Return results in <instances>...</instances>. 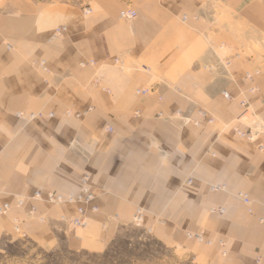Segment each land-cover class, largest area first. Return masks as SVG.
Instances as JSON below:
<instances>
[{
    "label": "crops",
    "instance_id": "1",
    "mask_svg": "<svg viewBox=\"0 0 264 264\" xmlns=\"http://www.w3.org/2000/svg\"><path fill=\"white\" fill-rule=\"evenodd\" d=\"M89 6V17L27 0L0 7V206L10 207L0 235L11 233L15 221L29 238L51 240L75 206L49 205L33 194L75 196L88 175L98 212L84 229L62 230L72 248L102 249L136 207L146 211L144 225L150 218H197L187 233L203 234V208L215 207L224 214L205 234L226 243V258L215 247L217 262L264 264V149L258 151L264 134L250 143L230 127L243 128L242 101L264 122V3L92 0ZM125 8L136 12L133 21L119 19ZM59 27L63 36L51 39ZM41 61L44 70L34 67ZM137 89L150 91L141 96ZM199 110L216 123H189ZM31 113L42 117L28 120ZM189 175L194 181L187 186ZM207 183L225 191L208 198ZM240 192L252 201L250 213L234 196ZM31 207L44 223L27 217ZM151 225L164 234V225Z\"/></svg>",
    "mask_w": 264,
    "mask_h": 264
},
{
    "label": "rangeland",
    "instance_id": "2",
    "mask_svg": "<svg viewBox=\"0 0 264 264\" xmlns=\"http://www.w3.org/2000/svg\"><path fill=\"white\" fill-rule=\"evenodd\" d=\"M27 1L33 2L35 4L53 5L56 7H60L62 8L64 13L75 12L78 13L81 17H89L93 13L92 9L89 6L92 0H27ZM259 1L264 3V0H259ZM6 2L7 0H2L0 2V7ZM87 11H89V13H86ZM134 19L126 22H131ZM57 29H62L58 37L63 36L64 32L66 31L64 27L54 28L53 32L51 33V39L53 35L56 33ZM113 64L115 66L116 65L120 66L122 65V60L120 58H114ZM34 67L39 68L40 66L38 64H35ZM245 79L247 81L252 82L253 74L251 72H247L245 75ZM96 82L98 81L94 79L93 85L100 87V83H96ZM100 88L101 90H103L102 86ZM103 91L107 92V90H103ZM149 91L150 90H148L145 95H147ZM254 91H255L254 89H251V92ZM134 93L136 95L145 96L142 94H137L136 90ZM241 108H242V112H241L242 114L240 118L246 114L243 118H241V123H242L241 125L243 126V128L238 127L240 122L238 124L234 122L237 125L236 124L230 125L231 130L237 137L245 139L250 143H255L258 137L260 135H263L264 133H261L254 141L247 140L245 137H242L239 133L249 132V129L251 128L253 129L254 127H256L257 123H260V125L261 124L264 125V122L261 121L256 115H254L250 109H248V105L244 101L241 102ZM178 114L179 113H175L174 116L175 115L177 116ZM197 114H198V119L189 122L195 127L214 125L216 123L214 118L205 111L199 110ZM47 116L51 117L52 114H48ZM23 117L24 115H22V117L20 118ZM36 117L37 118L42 117V114L41 116H36ZM157 118L159 119L163 118L162 113H159ZM259 146H258V151H260ZM209 172L212 171L210 170L207 171V173ZM84 176L85 175L81 176V178ZM193 181L194 178L191 175H189L185 179L184 185L190 186L192 185ZM212 186H220V185H214V184L210 185V183H207L206 194L208 198H211V196L214 195L213 192L221 191V190L218 191L211 190ZM237 194H235L234 196L237 199H239ZM19 200L23 201V197L20 196L17 199L16 206L18 205L17 203ZM39 202H44V201H39ZM207 203L210 202L208 201ZM241 203L243 207L246 209V211L250 213L251 212L250 206L252 204L251 199L249 198V204H244L242 201ZM49 205H54V204H49ZM70 205H74L76 211L77 204H70ZM138 208L143 211L142 222L141 225L139 226L133 222L135 210ZM203 209H204L203 217H201L202 220H201L200 228H202L201 231L204 232L205 230V232H207L209 235V233H214L213 223H215V219L217 218L216 215L220 216L223 215L224 213L219 214L218 212H216L217 210L222 208L210 207L208 210L206 208ZM135 210L130 220L120 221L117 225L114 226V228L111 229L110 233L107 235L108 238L106 239L107 241L105 246L99 250L72 248L69 242H67L66 237L63 234L64 231H62L66 228L65 227L66 225L76 229L85 228V227L84 228L75 227L71 224V219L75 213L68 220L64 217H61L59 222L62 224V226L60 225L61 228L56 230L57 232L54 234V236H50L52 237V239L48 241H39L29 238L22 231L18 230V224L17 222L14 221L12 224L11 233L0 235V264H221L216 260V253H215L216 246H218L219 249H221L219 252L220 257L226 258L227 255V252L225 250L226 243L222 239L215 240L213 239V237L211 238L210 236L206 235L205 232L204 233L202 232L203 234H201V232H197L199 234L187 233L191 231L190 229H188L189 228L188 224L190 226H193L192 223L195 224L197 218L187 217L184 219L175 218L173 220L170 218L169 219L150 218L148 220L151 222L147 223L146 220V224L144 225V220H145L144 218L146 216V211L142 207H136ZM212 210H216V211H212ZM32 211L34 213L30 214V212ZM35 212H36L35 207H31L28 211L27 217L30 220H35L39 223H44L45 218L42 216H37ZM97 212H98V208H97ZM7 213L8 211L0 216V227L3 224L2 219L6 217ZM95 213H88V220L90 215ZM166 222L169 223L167 226L165 224ZM152 223H154L155 225H164L165 227L163 231L164 234L159 235L158 233H156V231L152 229L153 226L151 225ZM16 229L18 231H16ZM163 235H165L164 238L169 240L168 241L164 240V238H162ZM260 260H261L260 257L255 258L256 262H259Z\"/></svg>",
    "mask_w": 264,
    "mask_h": 264
},
{
    "label": "built area",
    "instance_id": "3",
    "mask_svg": "<svg viewBox=\"0 0 264 264\" xmlns=\"http://www.w3.org/2000/svg\"><path fill=\"white\" fill-rule=\"evenodd\" d=\"M2 0H0L1 2ZM86 13H89L87 11ZM136 17V13L129 9L125 8L119 12V19L125 20V21H130ZM62 29H57L56 33L53 35V37H58L61 33ZM64 30V29H63ZM117 61V60H116ZM38 65L44 70V62L41 61L38 63ZM87 65H93L92 61L89 62H84L81 63V67H85ZM138 92V91H137ZM142 95H145L147 93V90H141L140 91ZM40 115V113H31L28 115V119H32L36 116ZM18 117H22V114L17 113ZM261 133H264V125H260V123L256 124V127L253 129H249V132H242L239 133L242 137H245L249 141H254ZM264 148L262 146H259V150L262 151ZM88 180L89 176L85 175L80 179V183L82 185V191L81 193L75 195V196H68V197H63L62 195L55 194V193H48L44 197L39 193L35 192L33 194V199L39 200V201H44L49 204H54V205H59V204H77V209L75 211L74 216L71 219V224L75 227L79 228H84L87 226V221H88V213H95L97 212V207L93 205L94 201V196L90 193L89 188H88ZM224 186H212L211 190L213 191H218L223 189ZM238 198L244 203V204H249V198L247 194L244 193H238L237 194ZM18 205L22 204V201L19 200ZM8 211V205L4 204L0 206V216L5 214ZM216 211V210H212ZM216 212L219 214H223V210L219 209ZM250 212V211H249ZM34 212H30V214H33ZM142 217H143V211L141 209H136L135 210V215L133 218V222L136 225H141L142 222Z\"/></svg>",
    "mask_w": 264,
    "mask_h": 264
},
{
    "label": "bare ground",
    "instance_id": "4",
    "mask_svg": "<svg viewBox=\"0 0 264 264\" xmlns=\"http://www.w3.org/2000/svg\"><path fill=\"white\" fill-rule=\"evenodd\" d=\"M135 12V11H134ZM136 13V12H135ZM52 38H56V37H52ZM7 48H9V45H7ZM142 90V89H141ZM141 90H136V93L137 94H141ZM147 90V89H146ZM138 91V92H137ZM148 91V90H147ZM38 116H41V114L40 115H38ZM33 119V118H32ZM88 182H89V180H88ZM220 186H223V185H220ZM83 189V188H82ZM225 190V188H223V189H221V191H224ZM241 193V192H240ZM48 194V193H47ZM44 197V196H43ZM32 198H33V196H32ZM22 201V200H21ZM22 203H23V201H22ZM8 205V204H7ZM22 205V204H21ZM21 205H17L18 207H20ZM10 209V207H9V205H8V210ZM223 210V213H224V209H222ZM16 231H18L17 229H16Z\"/></svg>",
    "mask_w": 264,
    "mask_h": 264
}]
</instances>
